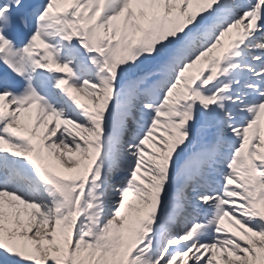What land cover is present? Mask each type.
<instances>
[{
    "label": "snow or ice",
    "instance_id": "6c2138e0",
    "mask_svg": "<svg viewBox=\"0 0 264 264\" xmlns=\"http://www.w3.org/2000/svg\"><path fill=\"white\" fill-rule=\"evenodd\" d=\"M0 264H264V0H0Z\"/></svg>",
    "mask_w": 264,
    "mask_h": 264
},
{
    "label": "bare ground",
    "instance_id": "6f19581e",
    "mask_svg": "<svg viewBox=\"0 0 264 264\" xmlns=\"http://www.w3.org/2000/svg\"><path fill=\"white\" fill-rule=\"evenodd\" d=\"M86 99V98H85Z\"/></svg>",
    "mask_w": 264,
    "mask_h": 264
}]
</instances>
